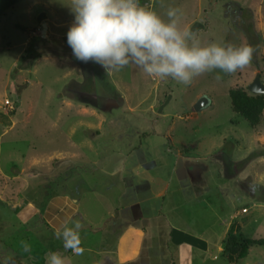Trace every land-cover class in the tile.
<instances>
[{"label":"rangeland","instance_id":"rangeland-1","mask_svg":"<svg viewBox=\"0 0 264 264\" xmlns=\"http://www.w3.org/2000/svg\"><path fill=\"white\" fill-rule=\"evenodd\" d=\"M139 4L164 19L180 8L203 45L252 47L250 65L189 86L135 65L109 75L73 56L71 0H16L0 19V264H47L49 252L65 264H180L184 244L193 264H229L243 210L240 235L264 238V116L250 126L230 98L258 74L264 84V0ZM77 221L82 255L55 237ZM130 225L145 235H125ZM237 264H264V247Z\"/></svg>","mask_w":264,"mask_h":264},{"label":"clouds","instance_id":"clouds-1","mask_svg":"<svg viewBox=\"0 0 264 264\" xmlns=\"http://www.w3.org/2000/svg\"><path fill=\"white\" fill-rule=\"evenodd\" d=\"M75 20L67 33L73 56L82 62L100 64L111 75L135 65L153 79H169L189 86L194 79L216 70L233 75L247 68L253 57L250 46L203 45L198 33L181 27L180 8H168L167 19L139 4V0H71ZM220 78L219 76L217 77ZM255 193L258 186L249 185ZM75 222L55 230L64 249L82 255L80 230ZM23 252L31 246L21 241ZM47 264H65L59 252L46 255ZM4 264H9L5 259Z\"/></svg>","mask_w":264,"mask_h":264},{"label":"trees","instance_id":"trees-1","mask_svg":"<svg viewBox=\"0 0 264 264\" xmlns=\"http://www.w3.org/2000/svg\"><path fill=\"white\" fill-rule=\"evenodd\" d=\"M15 5L16 0H0V19ZM82 64L85 65L83 62ZM230 98L235 113L243 117L252 127L260 125L264 116V95H256L242 87H236L230 90ZM240 229V225L235 223L228 232L224 258L229 264H237L247 258L252 248L264 247V238H245L240 235Z\"/></svg>","mask_w":264,"mask_h":264},{"label":"crops","instance_id":"crops-1","mask_svg":"<svg viewBox=\"0 0 264 264\" xmlns=\"http://www.w3.org/2000/svg\"><path fill=\"white\" fill-rule=\"evenodd\" d=\"M256 206H258L259 207V205L258 204H256V203H254V205L251 207V209L253 208H255ZM34 209V208H33ZM244 212H242V216H243V218L244 219H242V221H240L239 223H240V225H241V228H242V231L246 228L245 227V222H246V220H245V214H246V210H243ZM249 211V210H248ZM247 211V212H248ZM241 215V214H240ZM233 218V217H232ZM235 218V217H234ZM252 219H250V222H252V220H253V222H257V219L255 218V217H251ZM231 224V223H230ZM246 226H248V224L246 223ZM128 228H130V230H127V232H126V234L125 235H129L130 233H138V235L139 234H141V235H145V233H146V229H139V228H137V229H132L131 228V225L128 227ZM125 236H123V237H121L120 238V240L121 239H123ZM195 249V248H194ZM178 252H179V260H180V264H193V254H194V250H193V248H191V247H188L187 246V244H184V245H180L179 246V250H178ZM184 252H185V256H186V259H185V257H184ZM188 255H189V258H188ZM119 262V261H118ZM127 262V261H126ZM129 262V261H128ZM125 263V262H124Z\"/></svg>","mask_w":264,"mask_h":264},{"label":"water","instance_id":"water-1","mask_svg":"<svg viewBox=\"0 0 264 264\" xmlns=\"http://www.w3.org/2000/svg\"><path fill=\"white\" fill-rule=\"evenodd\" d=\"M88 75L90 76L91 78V74H90V71H88ZM249 91L253 94H256V95H264V84L262 83V80H261V75L258 74L254 80V82L250 85L249 87ZM205 103L202 101L200 102L197 107H196V110H199L200 108L204 107Z\"/></svg>","mask_w":264,"mask_h":264},{"label":"flooded vegetation","instance_id":"flooded-vegetation-1","mask_svg":"<svg viewBox=\"0 0 264 264\" xmlns=\"http://www.w3.org/2000/svg\"><path fill=\"white\" fill-rule=\"evenodd\" d=\"M88 73V72H87ZM87 75V74H86ZM87 77V79H86V83H90L91 82V78H90V76H86ZM88 85V84H87Z\"/></svg>","mask_w":264,"mask_h":264}]
</instances>
